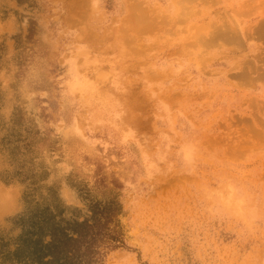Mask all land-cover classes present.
I'll list each match as a JSON object with an SVG mask.
<instances>
[{
    "label": "rangeland",
    "instance_id": "rangeland-1",
    "mask_svg": "<svg viewBox=\"0 0 264 264\" xmlns=\"http://www.w3.org/2000/svg\"><path fill=\"white\" fill-rule=\"evenodd\" d=\"M177 1L0 0L2 250L114 200L97 264H264V0Z\"/></svg>",
    "mask_w": 264,
    "mask_h": 264
},
{
    "label": "trees",
    "instance_id": "trees-1",
    "mask_svg": "<svg viewBox=\"0 0 264 264\" xmlns=\"http://www.w3.org/2000/svg\"><path fill=\"white\" fill-rule=\"evenodd\" d=\"M66 209L55 200L27 205L13 221L20 229L13 249L0 247V264H97L102 247L117 241L113 221L121 212L119 203L94 201L87 204L85 214L70 208L68 217Z\"/></svg>",
    "mask_w": 264,
    "mask_h": 264
},
{
    "label": "bare ground",
    "instance_id": "bare-ground-1",
    "mask_svg": "<svg viewBox=\"0 0 264 264\" xmlns=\"http://www.w3.org/2000/svg\"><path fill=\"white\" fill-rule=\"evenodd\" d=\"M136 1H137V0H136ZM169 1H170V0H169ZM193 1H194V0H193ZM195 1H196V0H195ZM197 1H198V0H197ZM199 1H200V0H199ZM201 1H202V0H201ZM204 1H205V0H203V3H202V4H205V3H206L207 1H209V0H207V1H205V2H204ZM210 1H211V0H210ZM186 2H187V1H186ZM141 3H143V1L140 2V3H137V4H136V5L139 6L138 10H139V9L143 10L144 8H146V7L141 8L140 5H139V4H141ZM145 3H146V2H145ZM179 3H181V4H180V5H181L180 7H182L183 0H181V1H177V3L175 2L176 5L179 4ZM187 3H188V2H187ZM187 3H186V4H187ZM191 3H192V1H191ZM134 4H135V2H134ZM166 4H167V3H166ZM175 4H174V5H175ZM192 4H193V3H192ZM210 4H211V3H210ZM171 5H172V4H171ZM183 5H184V4H183ZM187 5H188V4H187ZM205 5H206V4H205ZM211 5H212V4H211ZM172 6H173V5H172ZM177 6H178V5H177ZM177 6H176V7H177ZM185 6H186V5H185ZM185 6H183V7H185ZM213 6H215V5H213ZM183 7H182V8H183ZM192 7H193V6H192ZM133 8H137V7H135V5H133ZM147 8H148V7H147ZM186 8H187V9L189 8L188 10H190V7H186ZM194 8H195V7H194ZM174 9H175V8H174ZM177 9L180 10L179 6H178ZM187 9L185 10V9L183 8L182 10H185L186 12L183 11L182 13L185 12L186 14H185V13H184V14H185V15H188V12L192 11V10H190V11L187 12ZM135 10H137V9H135ZM135 10L133 9V10H132V13H133V11L135 12ZM144 10H145V9H144ZM182 10H180V12H181ZM195 10H196V9H195ZM205 10H206V9H205ZM193 11H194V10H193ZM193 11H192V12H193ZM197 11H198V10H197ZM197 11H196V13H194V14H197ZM137 12H138V15H139V13H140L139 16H141V17H142L141 12H142V13H143V12L145 13V11H140V10L137 11ZM146 12H147V11H146ZM176 12H177V11H176ZM174 13H175V12H174ZM177 13H179V11H178ZM182 13L177 14V18H176V20H175L176 22H174V24H175V23H176V25H177V24H181V23H177V22H178L179 20L181 21V19H179L178 17H180V15H182ZM199 13H200V12H199ZM214 13H215V12H214ZM214 13H213V14H214ZM129 14H130V13H129ZM134 14H135V13H134ZM191 14H192V13H191ZM209 14H210V13H209ZM209 14H208V15H209ZM226 14L228 15V13H226ZM145 15H146V13L143 14V16H145ZM206 15H207V13H206ZM208 15H207V16H208ZM210 15H211V14H210ZM210 15H209V16H210ZM214 15H215V14H214ZM132 16H133V18H134L135 15H132ZM182 16H184V15H182ZM197 16H198V15H197ZM199 16H200V15H199ZM209 16H208V17H209ZM221 16H222V15H221ZM228 16H229V15H228ZM145 17H146V16H145ZM173 17H174V16H173ZM128 18H130L129 21H132V20H131V14H130V17H128ZM128 18H127V20H128ZM167 18H168V16H167ZM181 18H183V17H181ZM219 18H220V17H219ZM224 18H225V17H224ZM224 18H223V20L226 19V18H225V19H224ZM143 19H144V18H143ZM168 19H169V18H168ZM178 19H179V20H178ZM139 20H141V18H140ZM173 20H174V19H173ZM183 20H185V18H183ZM227 20H228V19H227ZM227 20H226V21H227ZM134 21H135V19H134ZM134 21H132V22H134ZM136 21H137V20H136ZM210 21H211V20H210ZM132 22H130V24H132V27H133L134 31H136V32L139 31V29H137V30H135V29L138 28V27H140L141 24L138 23L139 25L136 26V28H134ZM182 22H184V21H182ZM196 22H197V21H196ZM128 23H129V22H128ZM128 23H127V25H128ZM136 23H137V22H136ZM136 23H135V25H136ZM167 23H168V22H167ZM204 23H205V22H204ZM220 23H221V22H220ZM223 23H224V24H222V26H223L222 28H223V29H224V27L227 28V26H225L226 24H225L224 21H223ZM130 24H129L128 26H131ZM189 24H190V23H189ZM200 24H201V23H200ZM185 25H186V24H185ZM185 25H184L183 27H185ZM193 25H194V24H193ZM210 25H211V23H210ZM218 25H219V24H218ZM227 25L229 26V24H227ZM235 25H236V24L234 23V27H235ZM124 26H125V25H124ZM174 26H175V25H174ZM174 26H173V27H174ZM178 26H179V25H177V28H178ZM213 26H214V25H211V27H212L213 29L216 28V30H218V28H217L218 26H216V25H215L214 27H213ZM220 26H221V25H220ZM220 26H219V29H221ZM231 26H233L232 23H231ZM132 27H131V29L129 28L130 30L128 29L131 33L134 32V31L132 30ZM179 27H180V26H179ZM190 27H192V25H191ZM170 28H171V25H170ZM181 28H182V26H181ZM212 28H210V29H211V30H209L210 32L213 31ZM226 28H225V29H226ZM179 29H180V28H179ZM197 29H198V28H197ZM197 29H196V31H197ZM225 29H224L223 31H221L222 34H223V35H222V34H221V35H222V36L225 35L224 38H226V32H227L228 28L226 29V31H225ZM233 29H234V28H232V31H233ZM131 30H132V31H131ZM177 30H178V29H177ZM183 30H184V29H183ZM216 30H214V32H215ZM221 30H222V29H221ZM234 30H235V32H236L237 28L235 27ZM181 31H182V30H181ZM181 31H180V32H181ZM205 31H206V30H205ZM228 31H229V30H228ZM178 32H179V31H178ZM188 32H189V31H188ZM217 32H218V38H219V39H218V38L216 37V35H215V37L217 38V40H216L215 43L217 44V41H218V42H219L218 44H220V43H222V42L219 41V40H223V41H224V38L220 39V38L222 37V36H221V37L219 36L220 33H221L220 30H218ZM223 32H225V34H224ZM233 32H234V31H233ZM237 32H238V31H237ZM127 33H128V32H126V34H127ZM134 33H135V32H134ZM196 33H198V32H196ZM212 33H213V32H212ZM212 33H210L212 36H211V35L208 36V39H209L210 41H211V39H213V36H214ZM228 33H229V32H228ZM135 34H136V33H135ZM200 34H201V33H200ZM208 34H209V32H208ZM208 34H207V35H208ZM214 34H217V33H214ZM234 34H235V33H234ZM187 35H188V34H187ZM237 35H238V37H239V33H237ZM237 35H233V36H232V35L230 34V37H233V38H231L232 40H231V39L229 40V43H230V41H231V43H232L233 41L238 40L239 38L236 37ZM126 36H127V35H126ZM129 36H130V35H129ZM198 36H199V34H198ZM198 36H195V37L198 39ZM203 36H204V34H202V37L199 36V37H201L202 39L200 38L199 40L196 41V42H199V45L197 44V46L200 47L201 45H203V48H204V46L206 47L205 49L209 48L211 45L214 46V41H211L210 44H209V43H207V42H209V40L207 39V41H206V40H205V37H204V40H203ZM210 36H211V38H209ZM227 36H228V34H227ZM191 37H193V36L191 35ZM230 37H227L225 41L228 42V39H229ZM234 37H235L236 39H234ZM129 38L132 39L133 36H132V37L130 36ZM195 40H196V39H195ZM195 40H194V42H195ZM201 40H202V43H203L204 41H206V43L209 44L210 46H208L207 44H204V43H203V44L201 43V45H200V41H201ZM212 42H213V43H212ZM191 43H192V42H191ZM211 43H212V44H211ZM184 44H185V43H184ZM193 44H194V43H193ZM224 44L228 45V43H224ZM206 45H207L208 47H207ZM192 46H194V45H192ZM215 46H216V45H215ZM215 46H214V47H215ZM217 46H218V45H217ZM211 47H212V46H211ZM219 47H220V46H219ZM203 52H204V51H203ZM205 52H206V51H205Z\"/></svg>",
    "mask_w": 264,
    "mask_h": 264
}]
</instances>
